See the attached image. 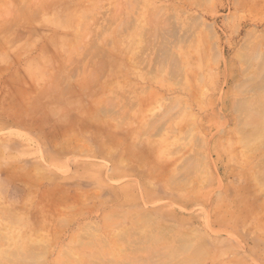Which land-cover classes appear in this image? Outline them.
<instances>
[{
    "label": "rangeland",
    "instance_id": "1",
    "mask_svg": "<svg viewBox=\"0 0 264 264\" xmlns=\"http://www.w3.org/2000/svg\"><path fill=\"white\" fill-rule=\"evenodd\" d=\"M263 60L264 0H0V264H264Z\"/></svg>",
    "mask_w": 264,
    "mask_h": 264
},
{
    "label": "bare ground",
    "instance_id": "2",
    "mask_svg": "<svg viewBox=\"0 0 264 264\" xmlns=\"http://www.w3.org/2000/svg\"><path fill=\"white\" fill-rule=\"evenodd\" d=\"M122 22H123V21H122ZM122 25H124V24H122ZM139 35H140V32H139ZM249 38H250V36H249ZM255 45H256V44H255ZM251 46H252V45H251ZM245 47H246V46H245ZM257 47H259V46H257ZM252 53H253V52H252ZM255 54H256V53H255ZM261 54H262V53H261ZM241 55H242V54H241ZM239 56H240V54H239ZM243 56H244V55H243ZM243 56H242V57H243ZM251 56H252V55H251ZM255 56H256V55H255ZM255 56L253 57L254 59H255ZM256 57H257V56H256ZM261 57H262V55H261ZM253 58H252V59H253ZM248 59H249V58H247V60H248ZM250 59H251V58H250ZM250 59H249V60H250ZM252 59H251V60H252ZM261 59H263V58H261ZM249 60H248L247 63L250 64V61H251V60H250V61H249ZM263 61H264V60H263ZM263 61H262V62H263ZM242 63H244V62H242ZM245 64H246V63H245ZM256 66H257V65H256ZM259 66H260V65H259ZM261 66H262V65H261ZM261 66H260V67H261ZM258 69H260V68H258ZM258 69H257V70H258ZM242 70L244 71V69H242ZM243 71H242V73H243ZM259 71H260V70H259ZM259 71H258V72H259ZM258 72H257V73H258ZM257 73H255V74H256L255 76H257ZM262 76L264 77V73L261 74V77H262ZM263 77H262V79H263ZM245 80H246V79H245ZM248 80H249V79H248ZM248 80H246V81L248 82ZM254 80H255V79H254ZM259 80H260V78H259ZM259 80H258V81H259ZM250 81H251V78H250ZM250 81H249V82H250ZM255 81H256V80H255ZM258 81H256L255 83H257ZM262 81H264V79H263ZM244 83H246V82L244 81ZM244 83H243V84H244ZM255 83H254V84H255ZM261 83H262V82H261ZM252 84H253V82H252ZM252 84H251V85H252ZM254 84H253V87H255ZM257 84H258V83H257ZM262 84H263V83H262ZM262 84H260V86H261ZM263 85H264V84H263ZM263 85H262V86H263ZM248 86H249V85H247L246 87L249 88V90H250V89L252 88V86H249V87H248ZM260 86H259V84L256 85L255 90L258 89V87H259V89H262V86H261V88H260ZM263 88H264V87H263ZM244 91H245V90H244ZM244 91H243V92H244ZM246 91H248V89H246ZM246 99H247V98H245V99L243 98L244 101H240L241 99L238 100V101L240 102L239 104H236V103H238V102L236 101L235 104H236V106H238V108L236 107V108H234V109L237 111V110L239 109V106H241V108L243 109V111L245 112V114H246L247 111L250 110L249 107H251V110H252L253 106L256 105V104H255L256 102L253 104V103H252L253 101H251V100H252V99H251L250 101H251V103H252L253 106H250L251 104H249V106H246V102L248 101V100L246 101ZM248 99H249V98H248ZM254 101H255V98H254ZM243 102H244L245 104H243ZM257 102H258V101H257ZM260 102H261V101H260ZM249 103H250V102H249ZM262 103H263V102H262ZM262 103H261V104H262ZM261 104H258V106H261ZM263 104H264V103H263ZM232 106H233V105H232ZM256 106H257V105H256ZM256 106H255V107H256ZM244 107H248V110H247V111L244 110V109H245ZM262 108H264V106H263ZM262 108H261V110H262ZM232 109H233V108H232ZM256 109H260V108L256 107ZM254 110H255V109H253V113H252V114H254V112H255V114H254L255 116H260L261 113H258V112H260V111H259V110H255V111H254ZM236 111H234V112H236ZM240 111H241V110H240ZM257 111H258V112H257ZM262 111H263V115H264V109H263ZM262 111H261V112H262ZM241 112H242V111H241ZM241 112H240V114H241ZM256 112H257V113H256ZM240 114H239V115H240ZM245 114H244V115H245ZM247 114H248V113H247ZM247 114H246V115H247ZM237 115H238V113H237ZM254 115H253V116H254ZM263 115H261V116H263ZM261 116L257 118V119L260 118V120L262 119V120L260 121V123H261V122L263 121V119H264V116H263V118H261ZM241 118H243V117H241ZM241 118H240V119H241ZM245 118H246V117H245ZM236 119H237V118H236ZM240 119H237V120H238L237 122L239 123V125H240V127H241V122H243V121H242V119H241V120H240ZM239 121H240V122H239ZM248 121H250V120H248ZM237 122H236V123H237ZM255 122H257L256 125L259 126V124H258L259 121H255ZM255 122H251V123L253 124V123H255ZM248 123H250V122H248ZM248 123H247V124H248ZM245 125H246V123H245ZM250 125H251V124H250ZM253 125H254V124H253ZM261 126H264V123H262ZM237 127H238V124H237ZM243 127L245 128L246 126H243ZM243 127H241V128H243ZM252 127H254V131L251 130L252 132L255 133V134L253 133V134L255 135L254 138H255V137L257 138V136L260 137L259 135H260L261 133H263V134H261V135H263V137H264V132L259 133V131L255 130V125L252 126ZM252 127H251V128H252ZM256 127H257V126H256ZM241 128L238 127L237 129H241ZM244 128H243V129H244ZM247 128H249V130H248ZM247 128L245 129V132H244V133H246V134H250V133H252V132H248V131H250V129H251L250 127H248V125H247ZM261 128L264 129V127H261ZM246 130H247V131H246ZM238 131H239V130H238ZM240 131H242V129H241ZM255 131H256V132H255ZM136 133H137V132H136ZM141 133H142V131H141ZM257 133H259V134L257 135ZM241 134H242V133H241ZM246 134H242V135H241V137H242V136L245 137V138L242 137V139H244V140L246 139V137H247V136H245ZM251 135H252V134H251ZM256 135H257V136H256ZM248 136H249V135H248ZM239 137H240V136H239ZM139 138H140V136H139ZM248 138H249V137H248ZM261 138H262V137H261ZM239 139L241 140V138H239ZM239 139H238V141H239ZM252 139H253V138H252ZM252 139H251V138H250V139H247V141H248V140H252ZM257 139H259V138H257ZM257 139L252 140V143H253V144H249V143H251V141H249V142H248V145H254V142H255L256 144L260 143V142H261V139H260V141L258 140L259 142L257 141ZM263 139H264V138H263ZM255 140H256V141H255ZM138 141H139V140H138ZM241 141H242V140H241ZM241 141H240V142H241ZM247 141L245 140L246 143H247ZM240 142H239V143H240ZM243 142H244V141H243ZM245 142H244V144H245ZM244 144H243V145H244ZM256 144H255V145H256ZM248 145H245V146H248ZM255 145H254V147H255ZM260 145H261V143H260ZM260 145H259V147H260ZM249 148H250V147H249ZM255 148H256V147H255ZM256 149H257V148H256ZM262 153H263V151H262ZM261 157H262V156H261ZM262 173H263V172H262ZM10 174H11V173H10ZM14 175L17 176V174H14ZM29 176H30V175H29ZM12 177H13V176H12ZM261 177H262V176H261ZM13 178H14V177H13ZM16 178H17V177H16ZM16 178H15V179H16ZM19 178H20V177H19ZM262 178H263V177H262ZM23 179H24V178H23ZM16 180H18V178H17ZM29 180H30V179H29ZM20 181H21V180H20ZM23 181H24V180H23ZM25 181H27V180L25 179ZM30 181H32V180H30ZM37 182H38V181H37ZM27 183H28V182H27ZM30 183H32V182H30ZM25 184H26V183H25ZM33 184H34V183H33ZM29 185H30V184H29ZM23 186H24V185H23ZM32 186H33V185H32ZM8 210H10V209H8ZM4 211L6 212L7 209H6V210L4 209ZM86 225H87V224H86ZM142 225H143V224H142ZM85 228H86V227H85ZM85 230H86V229H85ZM191 236H192V235H191ZM197 262H198V261H197Z\"/></svg>",
    "mask_w": 264,
    "mask_h": 264
}]
</instances>
